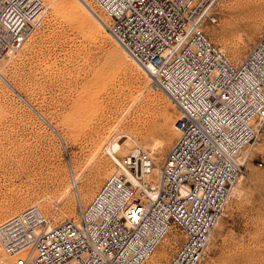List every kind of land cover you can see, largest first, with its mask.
<instances>
[{"label": "built area", "instance_id": "built-area-1", "mask_svg": "<svg viewBox=\"0 0 264 264\" xmlns=\"http://www.w3.org/2000/svg\"><path fill=\"white\" fill-rule=\"evenodd\" d=\"M82 1L176 106L177 138L157 166L138 147L119 156L115 134L103 149L115 172L77 219L55 225L30 207L0 223V245L26 252L14 264H147L179 233L168 264H202L264 128V32L235 65L204 31L219 22L220 0ZM45 16L41 0H0V66Z\"/></svg>", "mask_w": 264, "mask_h": 264}, {"label": "rangeland", "instance_id": "rangeland-1", "mask_svg": "<svg viewBox=\"0 0 264 264\" xmlns=\"http://www.w3.org/2000/svg\"><path fill=\"white\" fill-rule=\"evenodd\" d=\"M60 1L0 66L16 90L0 79V223L30 207L55 225L77 219L115 172L99 150L106 138L122 135L124 143L132 133L148 153L162 140L157 166L177 138L173 102L96 22ZM218 14L204 31L236 65L264 32V0H220ZM253 149L202 264H264V128ZM70 186L58 207L48 203ZM182 242L179 233L165 240L147 264H168ZM16 257L0 246V263Z\"/></svg>", "mask_w": 264, "mask_h": 264}, {"label": "bare ground", "instance_id": "bare-ground-1", "mask_svg": "<svg viewBox=\"0 0 264 264\" xmlns=\"http://www.w3.org/2000/svg\"><path fill=\"white\" fill-rule=\"evenodd\" d=\"M42 1V0H41ZM72 3H73V5H75V6H77L79 9H81L82 10V12L85 14V16L86 17H88V18H90V19H92L94 22H96V24H97V26L99 27V28H101L102 30H104L109 36H110V38H112V40H114V38L110 35V33L108 32V30L102 25V23L92 14V12L90 11V9L86 6V4L82 1V0H70ZM43 2V4L45 5V8H46V13H47V10H49L50 8H54L56 5H58L59 3H62L60 0H50V2L49 3H45L44 1H42ZM115 41V40H114ZM116 42V41H115ZM116 44L120 47V48H122L117 42H116ZM122 50H124L123 48H122ZM124 52H125V50H124ZM126 53V52H125ZM15 53H11L10 55H8L9 56V58H12L13 57V55H14ZM127 54V53H126ZM128 55V54H127ZM128 57H130L129 55H128ZM134 62V61H133ZM135 63V62H134ZM136 64V63H135ZM137 65V64H136ZM138 66V65H137ZM139 67V66H138ZM140 68V67H139ZM141 69V68H140ZM142 70V69H141ZM0 71H1V73H2V71L3 70H1L0 69ZM144 71V70H143ZM146 74H147V76L149 77V80H150V82H151V77H150V75L146 72V71H144ZM152 86V85H151ZM143 95V94H142ZM141 95V96H142ZM140 96V97H141ZM116 130V127L115 128H112V130H111V133L112 132H114ZM125 134V136L128 138L127 140H126V142H124L123 144H122V146H121V148H120V151H119V156H124V155H127L128 153H130V151L132 150V149H134L135 147H138V148H141L142 150H145L146 151V148H144V145L143 144H141V142L139 143V141H138V139H136V135H135V138H134V135L132 134V133H124ZM110 138H106L102 143H101V146H100V148H99V150H101V149H103L104 147H105V145H106V143H107V141L109 140ZM165 147V143L162 141V140H159V139H154V140H152V142H151V150H152V152H150L149 154L151 155V157L154 159V161H155V157L153 156V153H155L156 151H159V150H161V149H163ZM144 148V149H143ZM98 150V151H99ZM254 149H253V147L252 148H250L247 152H246V155L247 156H249L251 153H252V151H253ZM93 159V158H92ZM246 165V164H245ZM244 165V166H245ZM113 175V174H112ZM112 175H110V177L112 176ZM77 178V181L79 180V176L78 177H76ZM158 178H159V168H154V171H153V177H152V181L153 182H156L157 180H158ZM239 181V180H238ZM237 184H238V182L236 183V185H234V189H233V191H232V194H233V192H234V190H235V188H236V186H237ZM72 187L70 186L67 190H65L64 191V193L61 195V197L59 198V199H57V200H54V199H52V198H50V199H48L49 201H48V203L50 204H53V205H55V206H59L70 194H71V192H72ZM239 192V191H238ZM33 208H35V207H33ZM38 210H39V208H37ZM42 214L44 213L43 211H41V210H39ZM225 213V212H224ZM44 215V214H43ZM12 217V216H11ZM1 246V245H0ZM2 247V246H1ZM3 249V248H2ZM8 255V254H7ZM15 256H17V257H26V252H23V253H21L20 255H15ZM9 257V256H8ZM16 257V258H17ZM11 258V257H10ZM12 258H13V256H12ZM152 258V257H151ZM5 261V260H4ZM150 261V260H149ZM148 261V262H149ZM0 264H13V262H2V263H0Z\"/></svg>", "mask_w": 264, "mask_h": 264}]
</instances>
